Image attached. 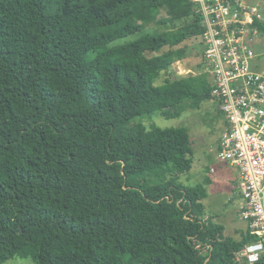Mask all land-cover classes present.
I'll list each match as a JSON object with an SVG mask.
<instances>
[{
	"label": "trees",
	"instance_id": "16d2710c",
	"mask_svg": "<svg viewBox=\"0 0 264 264\" xmlns=\"http://www.w3.org/2000/svg\"><path fill=\"white\" fill-rule=\"evenodd\" d=\"M202 33L190 0H0V264H240L188 130L133 123L212 100L177 75Z\"/></svg>",
	"mask_w": 264,
	"mask_h": 264
},
{
	"label": "built area",
	"instance_id": "2783aa9c",
	"mask_svg": "<svg viewBox=\"0 0 264 264\" xmlns=\"http://www.w3.org/2000/svg\"><path fill=\"white\" fill-rule=\"evenodd\" d=\"M200 16L212 101L227 122L219 158L239 171L241 218L253 241L240 264L264 259V0H190Z\"/></svg>",
	"mask_w": 264,
	"mask_h": 264
},
{
	"label": "rangeland",
	"instance_id": "374dc122",
	"mask_svg": "<svg viewBox=\"0 0 264 264\" xmlns=\"http://www.w3.org/2000/svg\"><path fill=\"white\" fill-rule=\"evenodd\" d=\"M186 50L183 62L176 63L179 77H198L205 72L203 59L204 47L200 38L187 40L182 45ZM162 76L157 85L163 84ZM208 79H211L210 76ZM226 116L212 100L201 105L199 109H187L180 117L166 118L162 115L140 117L133 123H141L147 129L159 127L186 128L194 149L192 170L180 177V181L189 186L206 185L208 197L205 204V222L213 221L224 228V238L241 240L242 234L248 230V224L241 218L244 200L234 180L229 179L235 170L223 162L218 155V142L226 127ZM215 169V171H212ZM5 264H35L32 259L14 258Z\"/></svg>",
	"mask_w": 264,
	"mask_h": 264
},
{
	"label": "crops",
	"instance_id": "0c3cea01",
	"mask_svg": "<svg viewBox=\"0 0 264 264\" xmlns=\"http://www.w3.org/2000/svg\"><path fill=\"white\" fill-rule=\"evenodd\" d=\"M220 140H221V138H220ZM220 140H219V142H218V150H219V147H220ZM228 166H230L231 168H233V169L235 170V173L230 174V175L228 176V178L234 180L236 187H238L239 171H238L237 168L231 166L230 164H228ZM212 171H215V169H213Z\"/></svg>",
	"mask_w": 264,
	"mask_h": 264
}]
</instances>
